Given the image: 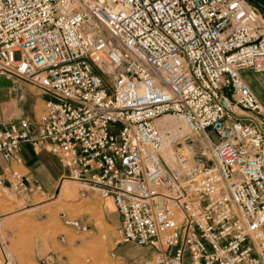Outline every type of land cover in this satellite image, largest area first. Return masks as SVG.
I'll return each mask as SVG.
<instances>
[{
	"label": "built area",
	"instance_id": "obj_1",
	"mask_svg": "<svg viewBox=\"0 0 264 264\" xmlns=\"http://www.w3.org/2000/svg\"><path fill=\"white\" fill-rule=\"evenodd\" d=\"M242 69L264 72L249 0H0V73L44 94L0 120L1 194H43L10 166L43 144L150 264H264V106Z\"/></svg>",
	"mask_w": 264,
	"mask_h": 264
},
{
	"label": "rangeland",
	"instance_id": "obj_2",
	"mask_svg": "<svg viewBox=\"0 0 264 264\" xmlns=\"http://www.w3.org/2000/svg\"><path fill=\"white\" fill-rule=\"evenodd\" d=\"M1 80L16 86L17 93L13 108L6 104L0 120L15 115L30 118L41 112L44 94L40 89L7 73H0ZM253 90L257 94L260 87ZM103 197L64 174L43 194L9 199L1 195L0 264H44L49 254L55 259L53 264H150L147 247L114 243L118 224L104 218ZM112 203L107 205L111 208Z\"/></svg>",
	"mask_w": 264,
	"mask_h": 264
},
{
	"label": "crops",
	"instance_id": "obj_3",
	"mask_svg": "<svg viewBox=\"0 0 264 264\" xmlns=\"http://www.w3.org/2000/svg\"><path fill=\"white\" fill-rule=\"evenodd\" d=\"M249 1L255 4L251 0ZM258 1L264 4V0ZM260 10L264 16V11L261 8ZM251 71L252 70L250 69H242L240 74L247 84L252 88V90L256 89V87H260V91H258L256 95L262 105H264V72H256L253 74ZM16 88V86H13L7 80L0 81V115H2L1 113H3L6 109V104L9 109L13 108L17 93ZM19 116L20 115H15L12 119H15ZM36 116L37 115H34L33 117L28 118L33 119ZM16 156L19 157L20 163L18 164L11 162L10 166L18 167L19 170L27 173L31 178L37 180L43 186V190L46 192H48L53 186L55 187L58 179H60L65 173V167L59 158L53 153L49 152L43 144L39 148H36L29 142L22 141L18 145ZM6 171H8V168ZM1 195L2 194L0 192V196ZM102 199H104V218L107 220V222L117 225L119 223V213L115 211L116 209L111 199L108 196L103 197ZM111 203L112 207L110 208L107 204ZM0 213H2L1 209Z\"/></svg>",
	"mask_w": 264,
	"mask_h": 264
},
{
	"label": "bare ground",
	"instance_id": "obj_4",
	"mask_svg": "<svg viewBox=\"0 0 264 264\" xmlns=\"http://www.w3.org/2000/svg\"><path fill=\"white\" fill-rule=\"evenodd\" d=\"M255 5V4H254ZM258 7V6H257ZM259 8V7H258ZM260 9V8H259ZM261 11V10H260ZM260 72V71H259ZM14 76V75H13ZM163 119H158L155 122L163 127L162 129L167 130L168 132L173 131L174 133H177L179 125L183 128H185L182 124V121L172 115L170 116H163L161 117Z\"/></svg>",
	"mask_w": 264,
	"mask_h": 264
},
{
	"label": "water",
	"instance_id": "obj_5",
	"mask_svg": "<svg viewBox=\"0 0 264 264\" xmlns=\"http://www.w3.org/2000/svg\"><path fill=\"white\" fill-rule=\"evenodd\" d=\"M252 2H254L256 5H258L263 11H264V4L259 2L258 0H251Z\"/></svg>",
	"mask_w": 264,
	"mask_h": 264
}]
</instances>
